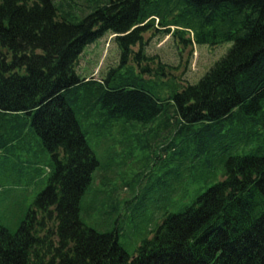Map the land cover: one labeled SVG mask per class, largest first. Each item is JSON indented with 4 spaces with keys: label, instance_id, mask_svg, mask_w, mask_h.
I'll list each match as a JSON object with an SVG mask.
<instances>
[{
    "label": "trees",
    "instance_id": "16d2710c",
    "mask_svg": "<svg viewBox=\"0 0 264 264\" xmlns=\"http://www.w3.org/2000/svg\"><path fill=\"white\" fill-rule=\"evenodd\" d=\"M107 32L119 64L101 79L79 75L86 47ZM157 33L171 34L180 52L233 46L197 83L163 96L152 81L167 85L172 67L146 53ZM157 123L143 172L130 180L120 168L112 187L93 181L100 163L88 133ZM262 137L264 0H0V154L23 169L14 165L4 187L30 190L14 211L17 228L0 225V264H264V153L250 147ZM204 158L212 169L219 159L224 177L182 211L159 212L162 222L131 255L120 235L128 217L141 216L133 206L154 175L150 163L181 160L194 178L173 174L158 188L162 203L200 182ZM115 185L126 196L110 192ZM107 206L110 230L84 219Z\"/></svg>",
    "mask_w": 264,
    "mask_h": 264
},
{
    "label": "rangeland",
    "instance_id": "374dc122",
    "mask_svg": "<svg viewBox=\"0 0 264 264\" xmlns=\"http://www.w3.org/2000/svg\"><path fill=\"white\" fill-rule=\"evenodd\" d=\"M151 35L152 32H148L145 37L149 38ZM115 37L116 34L107 32L98 41L86 47L77 68L79 75L83 76L85 73L86 76H94L96 79H101L102 74H106L108 69L119 64L120 50ZM232 46L233 42H226L215 47L191 44L184 49L182 48L180 52L176 39L171 34H155L146 48V53L149 56L159 57L163 63L169 64L172 68H167V75L164 77V80L168 82L167 85L162 84L159 78L153 79V92L165 96L175 89H181L183 84L197 83L216 62L228 53ZM155 63L158 65V61L152 64L153 67H155ZM129 126L131 128L129 130L122 129L121 125L115 126L112 135L98 134L93 131L88 133L91 137L92 148L100 163V167L94 172L93 181L95 183L110 181L112 182V187L114 185L113 178L117 176L120 168L123 169L126 177L131 180L145 170L146 162L154 159L152 151L156 136L160 132L158 123L157 126L154 125L151 131H149L150 125H147L148 132L140 130L143 129L141 124ZM250 147L253 148V153H264V138L251 141ZM238 152H241V150H238ZM228 153L226 156H228ZM0 156L2 155L0 154ZM178 161L165 165L162 163H150L148 170L154 172V175L150 178L147 177L143 182L144 189L141 192L143 199L135 201L133 206L134 210L138 207L136 210L140 211L141 216L135 221L128 217L129 226L120 235V243L131 255H134L137 246L140 245L143 238L151 236L148 231L156 227V223L162 222L163 217L162 219L160 218L159 212L164 215L165 212L182 211L185 206L192 202L197 190L202 192L209 185L224 177V167L222 164H218L219 159L216 167L212 169V166L208 164L205 168L204 158V163L196 169L197 173L194 172L199 176L200 182L192 183L187 189L179 188L175 190L169 201L161 203L158 198L163 190H158V188L165 189L164 182L169 180L173 174L184 173L189 176V179H194L190 175V170H185V164ZM16 164L21 168L19 170H23L16 157L9 160L5 159L4 156L0 157V225L9 226L12 229L17 228L18 224V214H15L14 211L22 199L20 194L30 191L20 190L17 185H15L14 190L12 189V193H10V190H6L12 178L16 175V171L13 168ZM169 169H171V172L167 174L166 172ZM192 170L194 171V168ZM208 174L212 176L213 180L205 184V175ZM125 189L122 190L115 185L110 192L124 197L126 196ZM92 199L98 202L99 198L92 195H88V198H86L88 201ZM112 211L107 206L101 211H93L87 215L83 212L82 214L89 225L99 231H106L112 228V223L114 225L115 218L113 221L112 218L115 212L113 213ZM121 211L126 212L124 208ZM127 213L130 215V212Z\"/></svg>",
    "mask_w": 264,
    "mask_h": 264
}]
</instances>
